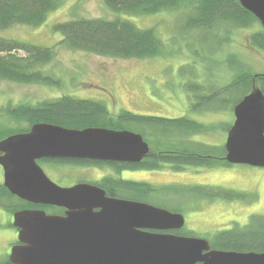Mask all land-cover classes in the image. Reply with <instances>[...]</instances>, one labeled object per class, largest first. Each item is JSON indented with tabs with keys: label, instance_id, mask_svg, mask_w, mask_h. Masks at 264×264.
Instances as JSON below:
<instances>
[{
	"label": "rangeland",
	"instance_id": "rangeland-1",
	"mask_svg": "<svg viewBox=\"0 0 264 264\" xmlns=\"http://www.w3.org/2000/svg\"><path fill=\"white\" fill-rule=\"evenodd\" d=\"M188 14L183 9L128 16L127 19L139 28L155 29L164 44L163 54L158 57L118 59L59 47L55 60L42 70L60 78L62 88L0 80V125L10 124L4 114L8 108L69 95L104 102L113 115L128 110L164 118L188 116L205 124L213 123L217 127L212 134L196 133L184 144L192 147L191 150H199V142L224 146L227 127L232 126L235 120L234 112L205 110L202 107L209 109V105L204 97L225 87L236 75L228 66V59L233 56L255 74L264 73V53L247 43L252 32L260 28V23L250 28L225 23L207 30H187L183 25ZM115 16L104 0H65L58 10L50 13L42 26H13L0 30V38L53 47L63 39L61 33L53 30L54 24L80 18L113 19ZM226 29H230V32ZM19 54L25 55L22 51ZM222 97L226 98V95ZM222 97L216 103L223 102ZM219 106L214 105L215 108ZM39 165L52 181L62 187L78 181L98 182L105 176L150 183L158 187L161 194L157 197H164L166 209H174L186 216L206 213L207 216L198 222L201 227L204 225L203 228H210L212 223L211 227L217 231L230 229L227 222L237 215L245 218L249 210L264 215V168L249 165L217 168L186 166L177 171L171 165H165L157 171L124 169L117 172L109 165L96 168L51 162H39ZM0 183H4L2 167ZM169 186H175L178 190H161ZM194 186L233 190L248 196L243 201L218 197L206 199L196 192L184 190V187ZM234 209L238 213L231 211ZM11 217L10 212L0 208V264L6 261L8 249L17 237L11 226Z\"/></svg>",
	"mask_w": 264,
	"mask_h": 264
},
{
	"label": "trees",
	"instance_id": "trees-1",
	"mask_svg": "<svg viewBox=\"0 0 264 264\" xmlns=\"http://www.w3.org/2000/svg\"><path fill=\"white\" fill-rule=\"evenodd\" d=\"M64 1L0 0V30L17 25L40 27L47 21L50 13L58 10ZM104 2L115 13L116 18H80L58 22L54 24L53 30L61 33L63 39L53 47H41L0 38V80L62 88L60 78L42 70L55 60L59 47L118 59L144 60L162 55L164 44L155 29L139 28L127 19L128 16L154 15L163 11L175 12L186 9L189 14L185 16L183 27L187 30L195 28L207 30L225 23L250 28L260 23L252 13L241 6L239 0H104ZM229 30L226 29L230 32ZM247 43L264 53V27L261 23L260 28L252 32ZM21 51L25 55H20ZM228 66L236 75L225 87L204 97L206 104L209 105V109L202 107L205 110L234 112L235 106L251 93L254 87L260 88L264 93L262 74H255L234 56L228 59ZM222 95H226V98ZM221 97L223 102L216 103ZM219 104L218 108L214 107ZM5 111L4 114L10 124L0 125V141L13 134L28 132L37 123H51L70 129L103 127L141 134L150 146L148 156L140 163L110 165L116 168L117 172L124 169L157 171L162 170L165 165H171L177 171L183 170L186 166L217 168L232 165L225 159L227 154L225 145L210 146L199 142L197 144L199 150H191L192 147L184 144L191 135L212 134L217 127L213 123L205 124L188 116L164 118L128 110L113 115L104 102L78 99L69 95L37 104H19ZM230 128L231 126H228L227 130ZM40 162L60 164L73 161L43 159ZM82 163L87 164L91 161ZM97 185L104 188L109 195L166 208L164 197H157L161 194L158 187L150 183L106 176L97 182ZM161 190L171 192L178 189L169 186L162 187ZM184 190L196 192L206 199L218 197L243 201L248 196L243 192L206 186L184 187ZM28 207L39 206L17 198L0 183V208L12 214L18 209ZM217 246L225 250L264 251V227L259 226L251 231L242 229L224 232L217 241ZM1 264L10 263L4 261Z\"/></svg>",
	"mask_w": 264,
	"mask_h": 264
},
{
	"label": "water",
	"instance_id": "water-1",
	"mask_svg": "<svg viewBox=\"0 0 264 264\" xmlns=\"http://www.w3.org/2000/svg\"><path fill=\"white\" fill-rule=\"evenodd\" d=\"M239 2L264 27V0ZM234 117L225 143L226 161L264 168L260 88L254 87L235 106ZM0 152L3 184L11 194L33 204L68 209L65 216L42 210L16 212L13 225L20 229L24 245L12 247V264H264V252L212 250L203 255L210 249L205 240L144 232L180 228L184 216L146 202L108 197L90 183L62 187L38 163L42 159L140 163L150 146L139 133L37 123L29 132L1 140Z\"/></svg>",
	"mask_w": 264,
	"mask_h": 264
},
{
	"label": "flooded vegetation",
	"instance_id": "flooded-vegetation-1",
	"mask_svg": "<svg viewBox=\"0 0 264 264\" xmlns=\"http://www.w3.org/2000/svg\"><path fill=\"white\" fill-rule=\"evenodd\" d=\"M23 133H26V132H23ZM1 155H2V153L0 152V156ZM42 160H39L38 163L40 161H42ZM72 161L73 162H71V163H60V164L61 165L69 164V165H77V166L93 167V168L103 167V166H108V165L110 166V165H114V164H117V165L123 164V163H119V162H102V161H92V160H72ZM82 161H84V162L85 161H91V163L84 164V163H82ZM95 162H98V163H95ZM102 163H104V164H102ZM105 177H103V178H105ZM102 179H100L99 181H101ZM84 182H87V181H78V182H76V183H74V184H72V185H70L68 187H72V186H74L76 184L84 183ZM87 183H90V184H93V185H97V182H87ZM97 186H99V185H97ZM102 189H104V188H102ZM106 195L108 197H111V198L125 199V198H122V197H119V196L109 195L107 192H106ZM23 201H25V200H23ZM31 204H33V203H31ZM33 205H37L39 207H37V208H35V207H33V208L32 207L21 208V209H18L16 211H14L11 214V216H12L11 217V226L15 229L17 237H16V240L11 244L10 248L8 249V254H7V257H6L7 258L6 261H8L10 264H12V263L10 262L9 255L11 253L12 247L24 245V243L19 241L20 229L13 225V222H14L13 215L16 212L23 211V210H42V211H45L48 215L65 216L67 211H68V209H66V208L56 207V206H51V205H41V204H33ZM47 207H51V208H47ZM96 210L98 211V209H96ZM247 210H249V209H247ZM169 211L174 212V213H180V212H176V211H172V210H169ZM231 211H233L234 213H238V211H236V209L231 210ZM254 212L255 211H252V210L251 211L250 210L247 211V213L245 214V218H243V219L239 218L238 215H237V217H232L227 222V224L230 225V229H227V230L217 231V230H215V228L213 229L211 227L212 223H210V228H203L204 225H202V227H201V224H199L198 222L201 221L200 220L201 218H205L207 216V214L199 212V213L191 214V215H187V216L181 213L184 216L185 223L180 228H172V229H168V230L144 228V229H142V231L148 232V233H152V234L174 235V236H178V237L197 238V239L205 240V241L209 242L210 249L209 250H204L202 252L203 255L208 254L212 250L235 251V250H225V249L220 248L219 246H217V241L221 237V234L224 233V232L238 231V230H242V229H245V231H249V230L251 231V230H254V229L256 230L257 227H259V226H263L264 227V215L255 214ZM206 227H208V226H206ZM252 236H254V235H252ZM235 252H258V253H261V252H264V251H251L250 250V251H235ZM198 264H200V263H198Z\"/></svg>",
	"mask_w": 264,
	"mask_h": 264
}]
</instances>
